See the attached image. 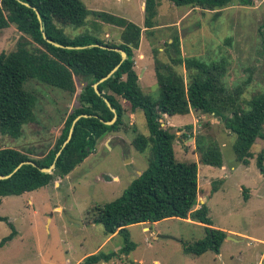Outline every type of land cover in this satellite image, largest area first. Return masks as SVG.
Wrapping results in <instances>:
<instances>
[{"label": "rangeland", "instance_id": "rangeland-1", "mask_svg": "<svg viewBox=\"0 0 264 264\" xmlns=\"http://www.w3.org/2000/svg\"><path fill=\"white\" fill-rule=\"evenodd\" d=\"M250 1L252 4L247 5L235 0L216 14L158 0L154 28L143 30L142 49L134 52L135 69L139 77L143 75L138 82L142 91L153 100L160 98L156 60L164 64L165 76L169 75L166 70L174 67L185 87L190 83L191 73L185 65L174 64L176 52L168 44L178 36L184 60L223 63V84L230 91H242L239 105L247 111L255 96L264 95V0ZM82 2L89 11L86 23L78 28L60 25L71 38L90 34L107 43H120L122 27L103 22L102 12L122 16L138 26L145 23L141 0ZM27 41L32 43L16 26H10L0 31V54L16 52L18 43ZM75 81V94L28 81L26 91L36 97L34 121L24 126L18 139L0 135V150L15 149L35 160L52 150L67 118L80 107L79 95L86 82L79 77ZM122 103L128 111L120 132L101 139L95 152L70 175L35 192L0 199V217L9 219L0 222V241L13 232L9 223L16 231L12 241L0 248V264H81L100 253L114 257L99 264H264V173L257 165L264 138L256 140L251 149L253 157L245 166L233 150L237 137L215 117L194 110L185 116L162 117L160 122L162 128L181 137L174 142L176 160L198 165V208L203 198L210 209L212 228L227 235L220 253H185V245L207 236V227L192 220L174 218L131 225L127 231L133 248L125 253L123 235L108 236L102 225L92 223L96 210L119 200L149 165L150 147L140 153L132 145L137 135L149 136L146 119L142 112L132 114L125 101ZM199 135L221 151L226 178H218L221 168L200 162L195 142ZM261 135L264 137V127ZM215 188L219 189L209 199Z\"/></svg>", "mask_w": 264, "mask_h": 264}, {"label": "trees", "instance_id": "trees-1", "mask_svg": "<svg viewBox=\"0 0 264 264\" xmlns=\"http://www.w3.org/2000/svg\"><path fill=\"white\" fill-rule=\"evenodd\" d=\"M175 6L201 9L202 11L220 10L230 6L235 0H168ZM251 5L250 0H242ZM28 4L31 8L25 6ZM158 0H145V23L148 30L154 28L158 13ZM41 17L38 19L37 13ZM88 9L82 0H1L0 31L16 26L18 32L28 36L32 43H18L16 52L0 54V135L18 139L23 128L34 121L36 97L26 91L28 81H38L66 93H76L75 77L81 78L86 85L79 95L80 107L67 118L56 146L43 158L31 159L18 150H0V199L21 196L47 187L57 178L64 179L81 165L92 153L101 139L121 130L123 118L129 112H142L147 123L149 136L137 135L132 145L140 153L150 147L148 168L129 186L123 196L104 207L97 209L93 224H100L108 236L123 235L125 247L122 252L130 251L127 227L137 224H155L167 219H186L207 227V236L201 241L185 245V253L202 256L207 252L220 253L226 233L213 229L210 209L207 204L200 205L199 172L196 163H181L176 160L174 142L180 139L177 134L161 126L162 117L185 116L194 110L203 115H211L223 123L224 128L235 135L233 150L239 163L250 164L253 157L252 147L258 138H264V95L255 96L246 111L240 108L241 90H228L223 84L226 72L222 62L206 63L198 58L183 59L179 37L168 43L176 56V65H185L190 74L187 87L181 75L169 67L164 75L163 65L156 60V78L160 87V98L153 100L139 86V76L135 69L134 52L138 50L142 29L134 23L111 14L102 13V21L122 27L120 43H107L90 34L69 37L61 24L81 27L86 23ZM45 37L64 47H84L68 49L56 47ZM105 46L103 49L95 46ZM31 46V50L27 49ZM116 49L126 52L127 59ZM118 69L106 81L98 85L100 95L94 85ZM108 101L111 108L108 106ZM72 139L69 138L74 121ZM117 117L112 125L111 122ZM192 130V127H188ZM184 138H192L193 135ZM196 152L201 163L222 168V153L205 136L195 137ZM63 149V150H62ZM62 153L57 158V154ZM33 162L37 165L24 164ZM264 151L257 158V165L264 173ZM55 168L50 173L40 169ZM16 171V172H15ZM217 192V189H213ZM246 197V195H245ZM247 198V197H246ZM0 222H8L0 217ZM0 242V248L12 241L16 231ZM127 251V252H128ZM114 255L103 253L87 257L81 264L109 262Z\"/></svg>", "mask_w": 264, "mask_h": 264}, {"label": "water", "instance_id": "water-1", "mask_svg": "<svg viewBox=\"0 0 264 264\" xmlns=\"http://www.w3.org/2000/svg\"><path fill=\"white\" fill-rule=\"evenodd\" d=\"M18 1H19V0H18ZM24 5L27 6V7H29V8H31V6L28 5V4H24ZM36 13H37L38 19L41 21V17H40V15H39V13H38L37 11H36ZM45 40L48 41L49 43L55 45L56 47H62V48H68V49H82V48H84V47H75V48H73V47H64V46H61L60 44H57V43H54V42L48 40L46 37H45ZM95 46L101 47V48H103V49H110V48H107V47H105V46H100V45H95ZM116 50L119 51V52L121 53V55H122V62H123L124 60L127 59V54H126V52H124V51H122V50H119V49H116ZM117 69H118V67L115 68V69H114V70H113V71H112L107 77L103 78L99 83H97V84L94 85V89H95V91H96L97 94L100 95V91H99V89H98V85H99L100 83L106 81L110 76H112V75L115 73V71H116ZM106 102H107L108 106L111 108V104H110L108 101H106ZM80 118H81V117H78V118L74 121L73 126H72L71 131H70V134H69V138H68V140L66 141V143L64 144L63 148H64V147L66 146V144H68V143L70 142V140L72 139V136H73V130H74V125L76 124V122H77ZM116 119H117V117H115L114 120L111 121V122H105V124H106V125H112V124H114V122L116 121ZM62 150H63V149H62ZM62 150L57 154L56 160H57V158L60 156V154L62 153ZM24 164H32V165H34V166L37 167V165L34 164L33 162H24V163H22V164L18 167V169H19L22 165H24ZM54 168H55V164H53L50 168H47V169L44 168V169H40V170H41V172H43V173H50V172L53 171ZM15 172H16V171H15ZM10 176H11V175H9V176H0V180L7 179V178H9ZM71 220H72L73 222H75V223H79V222L76 221V220H73V219H71ZM81 224H83V223H81Z\"/></svg>", "mask_w": 264, "mask_h": 264}, {"label": "crops", "instance_id": "crops-1", "mask_svg": "<svg viewBox=\"0 0 264 264\" xmlns=\"http://www.w3.org/2000/svg\"><path fill=\"white\" fill-rule=\"evenodd\" d=\"M141 7H142V9L145 11V0H141ZM97 11V10H96ZM102 13H106V12H102ZM106 14H109V13H106ZM112 15V14H111ZM115 16V15H114ZM116 17H118V18H122V19H124L122 16H119V15H117ZM126 20V19H125ZM127 21H129V20H127ZM133 23V22H132ZM136 25V24H135ZM138 26V25H137ZM141 29H142V34H143V30L144 29H146L145 27H144V25L143 26H139ZM146 31H148V29H146ZM176 37H178V36H176ZM180 40V39H179ZM181 42V41H180ZM170 43H172V40L170 41ZM140 50L142 49L141 48V43H140ZM142 56H143V54L141 53V59H142ZM143 60V59H142ZM137 73H138V71H137ZM143 77V75H140V77H139V79H141ZM175 117V116H174ZM170 118H172V117H170ZM226 167L224 166V164H223V167L221 168L222 170H223V172L222 173H220L219 175H218V178H221V179H224V178H226V176H224L226 173H227V171H225L226 169H225ZM226 172V173H225ZM212 175H215V174H212ZM218 189L219 188H217V191H218ZM245 190L246 189H243V193L246 195V192H245ZM247 191V190H246ZM213 193H215L214 191H213V189L211 190V193H210V196H208V198L209 199H211L212 198V196H213ZM26 194V193H25ZM244 195V196H245ZM199 196H200V187H199ZM11 197V196H10ZM246 197L248 198L249 197V194L248 195H246ZM245 197V198H246ZM7 198V197H6ZM200 199H201V196H200ZM203 204H205V200L202 198V202H201V205H203ZM200 207V206H199ZM5 218V217H4ZM8 219V218H7ZM9 220V219H8ZM156 224V223H155ZM144 230H146V229H144ZM113 236H115V235H113ZM1 242V241H0Z\"/></svg>", "mask_w": 264, "mask_h": 264}]
</instances>
